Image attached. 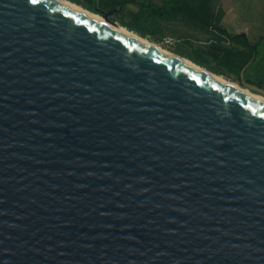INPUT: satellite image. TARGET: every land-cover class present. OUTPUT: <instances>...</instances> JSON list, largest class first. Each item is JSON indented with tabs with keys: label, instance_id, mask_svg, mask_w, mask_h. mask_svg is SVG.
I'll return each instance as SVG.
<instances>
[{
	"label": "water",
	"instance_id": "95a60500",
	"mask_svg": "<svg viewBox=\"0 0 264 264\" xmlns=\"http://www.w3.org/2000/svg\"><path fill=\"white\" fill-rule=\"evenodd\" d=\"M0 264H264V103L60 1L0 0Z\"/></svg>",
	"mask_w": 264,
	"mask_h": 264
},
{
	"label": "rangeland",
	"instance_id": "374dc122",
	"mask_svg": "<svg viewBox=\"0 0 264 264\" xmlns=\"http://www.w3.org/2000/svg\"><path fill=\"white\" fill-rule=\"evenodd\" d=\"M71 1L94 11L90 8L89 3L86 0ZM142 1L143 0H138L136 3H127L124 11L118 14L123 20L131 21L134 18L135 13H140L142 15V23L138 28H130L124 25L120 20H114L110 17L107 19L118 22L136 33L156 42L163 48L188 58H190L189 56L193 53L194 47L198 46L204 48L209 44L218 41L246 51L248 50V48H245L240 43L225 38L223 34L214 27L215 24L225 26L227 30L232 33L245 32L253 41L259 36L264 35V0H212V25L210 26L196 23L182 15H167L164 17L156 15L147 9H143L141 7ZM153 1L157 4H162L165 0ZM189 1L195 5H198L199 3V0ZM221 8L224 9V15L221 20L218 21L217 15L220 13ZM97 13L105 16V13L103 12ZM111 14H113L112 11L110 15ZM257 54L256 61L264 55V38L257 46ZM204 56L209 58L208 65H202L192 58L190 59L212 72L225 76L233 83L245 87L250 92L264 95L263 92L252 89L247 85V83L251 82L246 80V83L241 82L237 74L232 73L225 68H221L219 63L209 54ZM249 76L253 77L252 75Z\"/></svg>",
	"mask_w": 264,
	"mask_h": 264
},
{
	"label": "trees",
	"instance_id": "16d2710c",
	"mask_svg": "<svg viewBox=\"0 0 264 264\" xmlns=\"http://www.w3.org/2000/svg\"><path fill=\"white\" fill-rule=\"evenodd\" d=\"M92 10L96 12H110L109 17L114 20H120L124 25L130 28H138L142 23V15L135 13L131 21H125L119 17L118 14L124 11L127 3H136L138 0H86ZM212 0H199L198 5L193 4L189 0H165L162 4H157L153 0H143L141 7L150 12L159 15L167 16L182 15L186 18L206 26L212 25ZM224 15V9L221 8L217 15V20L220 21ZM214 27L218 29L225 38L230 41L240 43L248 50L240 49L235 46L228 45L224 42L218 41L209 44L206 47H194L193 53L189 56L196 62L202 65L209 64V58L204 56L209 54L215 59L221 68L238 75L241 82L249 81L259 87L264 88V55L258 61L256 58L250 63L242 76L243 68L250 62L255 51V44L258 46L264 38V35L259 36L255 41L251 40L245 32L232 33L221 24H215ZM257 49V47H256ZM252 75L253 77H250Z\"/></svg>",
	"mask_w": 264,
	"mask_h": 264
},
{
	"label": "bare ground",
	"instance_id": "6f19581e",
	"mask_svg": "<svg viewBox=\"0 0 264 264\" xmlns=\"http://www.w3.org/2000/svg\"><path fill=\"white\" fill-rule=\"evenodd\" d=\"M57 1H60V2H62L64 4H66V5L74 8V9L80 11V12H83V13H85V14H87V15H89V16H91V17H93V18H95V19H97V20H99V21H101V22L113 27L114 29H116V30H118V31H120L122 33H125V34H127L129 36H132V37L137 38L139 40H142V41H144L146 43H149V44L159 48L160 50L168 53L169 55L179 59L183 63L193 67L194 69H197V70H200L202 72H205L208 75H210V76L214 77L215 79L219 80L220 82H222L224 84H227V85L237 89L238 91H240V92H242V93H244V94H246L248 96H251V97H253V98H255V99H257V100H259V101L264 103V95L258 94V93H255V92H250L245 87L240 86V85H238L236 83H233L232 81L227 79L225 76L206 69L205 67L201 66L200 64L196 63L195 61H193L192 59H190L188 57L181 56V55H179V54H177L175 52H172V51H170L168 49L163 48L162 46H160L156 42H154V41H152V40H150V39H148V38L136 33L135 31L129 29L128 27H126V26H124V25H122V24H120L118 22L110 21L109 19H107L102 14H99L97 12L91 11V10L83 7L82 5H80L78 3H75V2H73L71 0H57Z\"/></svg>",
	"mask_w": 264,
	"mask_h": 264
},
{
	"label": "snow or ice",
	"instance_id": "6c2138e0",
	"mask_svg": "<svg viewBox=\"0 0 264 264\" xmlns=\"http://www.w3.org/2000/svg\"><path fill=\"white\" fill-rule=\"evenodd\" d=\"M33 2H35V0H33Z\"/></svg>",
	"mask_w": 264,
	"mask_h": 264
}]
</instances>
